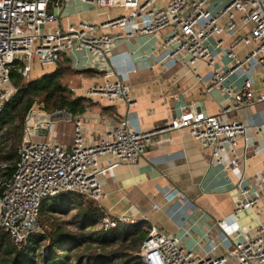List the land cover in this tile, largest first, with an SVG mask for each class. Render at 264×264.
Listing matches in <instances>:
<instances>
[{
	"label": "built area",
	"instance_id": "obj_1",
	"mask_svg": "<svg viewBox=\"0 0 264 264\" xmlns=\"http://www.w3.org/2000/svg\"><path fill=\"white\" fill-rule=\"evenodd\" d=\"M62 1L63 5L56 4L57 12L51 13L53 0H0V115L19 91L12 83V74L19 62L24 64L21 76L29 79L35 61L45 69L55 66L71 52L86 50L102 56L111 52L119 41L158 37L163 32L151 56L159 51L164 60L189 67L205 62L211 70L207 91L219 89L228 96L221 106L222 114L264 104V0ZM76 2L96 10H109L114 15L99 23L83 20L61 26L64 8ZM222 58L229 61L225 70L217 67ZM255 74L259 76L258 89ZM234 75L244 78L240 90L228 84ZM113 76V72H106L105 83L91 88L88 97L110 104L134 105L129 85L121 79H111ZM39 114L49 116L46 111L36 109L27 115L15 172L0 181V226L9 233L14 244L25 242L38 230L40 211L46 199L72 193L100 207L105 196L98 177L101 157L110 162L134 164L155 136L186 129L220 162L227 148L236 155L240 141L247 143L248 140L246 127L239 120L221 123L215 116L186 110L160 130L137 131L129 119H123L114 132H106L94 144L86 142L83 119L77 117L73 144L67 150L57 139L38 140L42 134H56L54 122L38 121ZM54 114L72 117L67 110ZM232 164L238 165L236 157ZM5 167L1 165L2 169ZM236 196L233 219L257 202L252 198L251 188L244 186L242 180L236 186ZM122 223L138 224L130 218L115 220L105 214L99 228L109 232ZM218 226L226 238L239 234L238 227H230L228 219L220 220ZM139 254L144 264H226L231 257L237 264H264V227L246 241L236 243L228 253L197 257L183 248L176 236L152 226Z\"/></svg>",
	"mask_w": 264,
	"mask_h": 264
},
{
	"label": "crops",
	"instance_id": "obj_2",
	"mask_svg": "<svg viewBox=\"0 0 264 264\" xmlns=\"http://www.w3.org/2000/svg\"><path fill=\"white\" fill-rule=\"evenodd\" d=\"M53 2L50 12L56 13V4L63 5V1ZM112 15L109 10H96L76 2L64 8L60 25L66 27L83 20L99 23ZM164 34L119 41L111 52L102 56L86 50L65 55L63 62L71 66L74 74L72 98L86 100V110L75 116L70 113L71 118L54 113L39 114L38 121L54 122L56 134H42L38 140L57 139L70 150L77 117L83 119L82 130L89 144L101 140L108 131L114 132L123 119H129L137 131L166 128L186 110L215 116L221 123L241 121L246 127L247 143L240 141L236 155L227 148L220 162L186 129L155 136L134 164L110 162L106 157L99 160L98 177L105 190L100 208L104 215L115 220L130 218L138 223L147 218L145 222L150 229L155 226L176 236L182 247L197 257L207 253L223 255L264 227V104L222 114L221 106L228 96L219 89L207 91L211 70L205 62L189 67L164 60L159 51L151 56ZM228 63L222 58L217 67L225 70ZM33 69L34 76L48 70L37 61ZM108 71L114 73L111 79H121L129 85L134 105L110 104L88 97L91 88L105 83ZM243 83L240 75L228 81L235 90H240ZM259 86V76L255 74V87ZM235 157L237 166L232 164ZM241 180L251 188L252 198L257 202L233 219L236 186ZM222 219H228L230 227H238L239 234L226 238L218 226ZM226 264H237V261L231 257Z\"/></svg>",
	"mask_w": 264,
	"mask_h": 264
},
{
	"label": "trees",
	"instance_id": "obj_3",
	"mask_svg": "<svg viewBox=\"0 0 264 264\" xmlns=\"http://www.w3.org/2000/svg\"><path fill=\"white\" fill-rule=\"evenodd\" d=\"M63 61L35 78V72L29 79L21 76L23 62L13 72L12 83L19 91L0 115V181L15 172L25 120L36 106H42L47 113L67 110L74 116L86 110V100L70 98L63 79L72 69ZM2 164L6 165L4 169ZM1 193L0 190V196ZM70 212H75L73 219L63 220L61 215ZM103 216L94 201L77 194L46 199L38 219L39 228L25 242L14 244L0 226V264H144L135 254L141 251L147 238L150 230L147 222L135 226L120 224L104 232L99 228Z\"/></svg>",
	"mask_w": 264,
	"mask_h": 264
},
{
	"label": "rangeland",
	"instance_id": "obj_4",
	"mask_svg": "<svg viewBox=\"0 0 264 264\" xmlns=\"http://www.w3.org/2000/svg\"><path fill=\"white\" fill-rule=\"evenodd\" d=\"M56 1H58V0H56ZM45 72H49V70H46ZM38 75H41V74H38ZM73 75L74 74L72 72H69V74L67 76H65L66 78L63 79V83L66 84V86L69 88V92H70V95H71L70 98H72V94H73L72 93V89H71L72 88V83H73V77H74ZM33 78H35V76ZM41 108H42V106H40V105L35 107L36 110H42ZM49 113H52V112H49ZM74 214H75V212H70V213H68L66 215H61V216L63 217L62 218L63 220L71 221L73 219ZM71 228H73V227H71Z\"/></svg>",
	"mask_w": 264,
	"mask_h": 264
},
{
	"label": "water",
	"instance_id": "obj_5",
	"mask_svg": "<svg viewBox=\"0 0 264 264\" xmlns=\"http://www.w3.org/2000/svg\"><path fill=\"white\" fill-rule=\"evenodd\" d=\"M135 258L140 260L141 259V255L139 253H136L135 254Z\"/></svg>",
	"mask_w": 264,
	"mask_h": 264
}]
</instances>
